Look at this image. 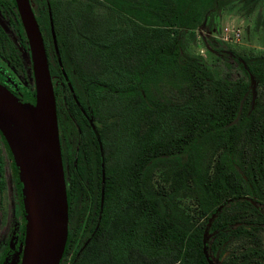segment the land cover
I'll use <instances>...</instances> for the list:
<instances>
[{
	"label": "trees",
	"instance_id": "1",
	"mask_svg": "<svg viewBox=\"0 0 264 264\" xmlns=\"http://www.w3.org/2000/svg\"><path fill=\"white\" fill-rule=\"evenodd\" d=\"M72 1L67 37L52 14L58 55L64 64L62 53L68 55L79 75L104 82L106 101L116 100L118 122L109 123L113 131L117 125L122 160L111 206L104 204L93 233L78 240L81 250L62 263L208 264L205 247L216 264H264V54L240 59L205 40L211 52L235 60L244 81L222 78L184 51L176 29L198 27L224 0H94L113 10L104 22ZM241 2L249 11L255 0ZM114 14L131 25L114 28ZM38 25L49 69L56 57L46 12ZM165 83L175 92L166 96ZM211 146L210 168L202 157ZM160 165L163 182L153 185ZM182 192L198 204L196 218L177 205ZM240 237L250 242L241 260L225 258L228 243Z\"/></svg>",
	"mask_w": 264,
	"mask_h": 264
},
{
	"label": "flooded vegetation",
	"instance_id": "2",
	"mask_svg": "<svg viewBox=\"0 0 264 264\" xmlns=\"http://www.w3.org/2000/svg\"><path fill=\"white\" fill-rule=\"evenodd\" d=\"M28 2L37 25L40 14L47 13L49 24L53 14L60 22L61 34L67 37L73 20L72 0ZM62 55L66 64L57 50L56 64L51 61L48 70L67 199L66 241L72 234L75 241L70 245L69 237L59 264L81 250L83 244L78 245V240L89 238L104 204L111 206L113 191L120 183L122 160L117 125L113 131L112 123L107 122L105 83L88 78L87 73L79 75L68 62V55ZM0 84L14 94L34 97L30 50L15 0H0ZM24 240L21 183L0 131V264H20Z\"/></svg>",
	"mask_w": 264,
	"mask_h": 264
},
{
	"label": "water",
	"instance_id": "3",
	"mask_svg": "<svg viewBox=\"0 0 264 264\" xmlns=\"http://www.w3.org/2000/svg\"><path fill=\"white\" fill-rule=\"evenodd\" d=\"M15 2L34 78L33 98L14 94L0 84V131L18 171L24 205L25 240L20 264H59L67 235V199L54 96L42 36L29 2ZM50 33L57 53L51 22ZM249 86L253 97L251 74ZM205 239L206 234L202 241ZM203 253L208 264H216L215 259L208 258L205 247Z\"/></svg>",
	"mask_w": 264,
	"mask_h": 264
},
{
	"label": "rangeland",
	"instance_id": "4",
	"mask_svg": "<svg viewBox=\"0 0 264 264\" xmlns=\"http://www.w3.org/2000/svg\"><path fill=\"white\" fill-rule=\"evenodd\" d=\"M76 2L84 3L83 10L88 15H91L89 18L99 19V17H102L103 20H99L103 22L106 19V15L112 14L113 12L112 8L105 2H96L94 0H76ZM88 3L92 4V7H89L90 9L87 7ZM245 7L246 5H243L241 0H224L213 8L207 20L198 27L192 29H176L175 33L180 37L184 51L196 57L206 67L216 72L222 78L232 80H241L242 78L244 81L247 80L234 59L226 55L211 52L205 43V40H207L210 44L212 43L218 48L233 51L240 59L252 55L264 54V28L259 23L260 15L263 12V3L261 0H255L249 11H246ZM76 10L77 8L74 9L73 7V11ZM113 16L114 20L111 25L114 28L120 29L131 25L124 21L123 17L119 18L117 14ZM56 22L61 26L58 19H56ZM69 33L71 34V30ZM235 33L238 34L235 35ZM96 65L100 69L101 65L98 61H96ZM259 65L261 66V64ZM163 91L166 96L175 92L167 83H165ZM169 97L172 99L177 98L175 96ZM112 100L113 104L110 100L106 101L107 122H116L119 117L115 104L116 100ZM213 150L211 146L204 152L202 157L203 166L211 168L213 165L216 155ZM162 171L163 167L161 165L152 169L150 178L153 185H158L163 182ZM176 203L181 209L196 218L198 204L190 193L182 192L178 194ZM258 235L260 247L264 249V231H258ZM248 246H250V242L247 239L245 240L241 237L233 239L226 246L224 256L226 258L231 256L232 253L237 260H241V251L245 250Z\"/></svg>",
	"mask_w": 264,
	"mask_h": 264
},
{
	"label": "built area",
	"instance_id": "5",
	"mask_svg": "<svg viewBox=\"0 0 264 264\" xmlns=\"http://www.w3.org/2000/svg\"><path fill=\"white\" fill-rule=\"evenodd\" d=\"M238 33H235V35H237Z\"/></svg>",
	"mask_w": 264,
	"mask_h": 264
}]
</instances>
